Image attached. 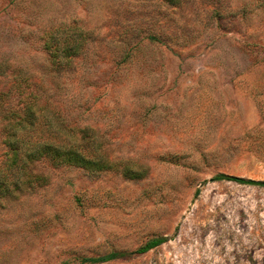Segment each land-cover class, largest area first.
Segmentation results:
<instances>
[{"label":"rangeland","instance_id":"374dc122","mask_svg":"<svg viewBox=\"0 0 264 264\" xmlns=\"http://www.w3.org/2000/svg\"><path fill=\"white\" fill-rule=\"evenodd\" d=\"M29 108L31 143L51 127L113 168L20 175L0 264H93L158 237L102 264H264V187L215 180L264 181V0H0L3 172Z\"/></svg>","mask_w":264,"mask_h":264},{"label":"trees","instance_id":"16d2710c","mask_svg":"<svg viewBox=\"0 0 264 264\" xmlns=\"http://www.w3.org/2000/svg\"><path fill=\"white\" fill-rule=\"evenodd\" d=\"M170 4H176L179 0H165ZM183 1V0H182ZM52 53L53 60L55 61L58 58V52L54 51V49H49ZM26 116L23 119V122L20 123L23 125L22 133L14 132L9 134L6 140L7 147L13 152V163L8 170L9 172L16 170V176L12 181L9 179V172H3L0 170V194H5L10 191L11 186H14V189L17 191L22 190V186L25 183L21 180L20 175H27L29 173V168L44 159L49 160L56 167L61 166H75L83 168L90 173L102 172L104 170H108L113 168V165L108 161L104 160L99 148L96 147L95 141L90 145H86L84 147L81 146H72L69 145L66 140L62 139V132L51 129H44L48 132L53 133V136H56V139L51 137L49 138H41L40 141L36 143H31L30 139V131L27 130V125H34L33 120V110L29 108L26 110ZM32 118V121H31ZM42 130L41 134L44 135L45 131ZM44 131V132H43ZM84 138L83 141L89 139V142L92 140V136L90 135L88 129L83 131ZM49 134V135H50ZM51 136V135H50ZM87 136V138H86ZM83 143V142H82ZM126 176L130 179H138L140 177L139 172H135L132 170L125 171ZM38 179V178H37ZM38 180H45L44 177H41ZM217 181H234L239 184L251 185V186H261L264 187V181H254L248 180L239 177H232L227 175H219L216 177ZM33 181H30L28 184ZM168 241L167 237H158L151 239L145 246L141 247L139 250L132 253H122V252H112L106 256L86 259V261L91 262L93 264H102L106 262H111L119 259L128 258L134 256L136 254H145L155 248H158L165 244Z\"/></svg>","mask_w":264,"mask_h":264}]
</instances>
